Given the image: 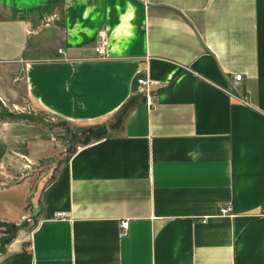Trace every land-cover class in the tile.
Masks as SVG:
<instances>
[{
    "label": "crops",
    "instance_id": "1",
    "mask_svg": "<svg viewBox=\"0 0 264 264\" xmlns=\"http://www.w3.org/2000/svg\"><path fill=\"white\" fill-rule=\"evenodd\" d=\"M1 109L0 174L38 114L114 131L0 187V264H264V0H0Z\"/></svg>",
    "mask_w": 264,
    "mask_h": 264
},
{
    "label": "rangeland",
    "instance_id": "2",
    "mask_svg": "<svg viewBox=\"0 0 264 264\" xmlns=\"http://www.w3.org/2000/svg\"><path fill=\"white\" fill-rule=\"evenodd\" d=\"M28 108L31 110V106L27 102ZM16 115L15 111L0 110V116L3 117L10 118ZM38 116L49 132L47 153L29 162L16 161L15 165L5 168L3 173L0 174V187H7L26 180L33 191L34 198L38 195L41 187L49 181L58 165L69 156L73 149H77L81 142L101 133H111L114 131L112 125L109 124H107L106 130L102 132L97 130L96 127L86 128L85 126L67 123L62 120L50 119L44 113L38 114ZM116 119L120 121V118H115V121ZM21 227L23 226L9 227L0 225V249Z\"/></svg>",
    "mask_w": 264,
    "mask_h": 264
},
{
    "label": "built area",
    "instance_id": "3",
    "mask_svg": "<svg viewBox=\"0 0 264 264\" xmlns=\"http://www.w3.org/2000/svg\"><path fill=\"white\" fill-rule=\"evenodd\" d=\"M104 47H105V39H104L103 35H101L98 45H96L94 47L95 54L96 55H104L105 54ZM57 51L61 52L60 49H58ZM240 79H241L240 73L233 74L231 81H230V86L232 88H235L238 85ZM156 85H158V81L150 79L145 75V76H140V77L136 78V88L135 89L137 92L142 93L147 100H150L151 90H152L151 88L153 86H156ZM242 99H244L243 96H242ZM217 211H218L219 215H229L230 205L225 204L223 206H219ZM262 212H264V207L262 208ZM65 215H66L65 212H55L54 213V217H59V218H62ZM120 227H121V229H125V227H126V221L125 220H122L120 222Z\"/></svg>",
    "mask_w": 264,
    "mask_h": 264
},
{
    "label": "trees",
    "instance_id": "4",
    "mask_svg": "<svg viewBox=\"0 0 264 264\" xmlns=\"http://www.w3.org/2000/svg\"><path fill=\"white\" fill-rule=\"evenodd\" d=\"M97 130H100V131H102L103 132V129L102 128H100V127H97L96 128ZM96 137V136H95Z\"/></svg>",
    "mask_w": 264,
    "mask_h": 264
}]
</instances>
